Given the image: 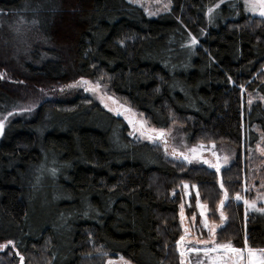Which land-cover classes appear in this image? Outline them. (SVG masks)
I'll use <instances>...</instances> for the list:
<instances>
[{
    "label": "trees",
    "instance_id": "1",
    "mask_svg": "<svg viewBox=\"0 0 264 264\" xmlns=\"http://www.w3.org/2000/svg\"><path fill=\"white\" fill-rule=\"evenodd\" d=\"M218 1L172 0L170 11L156 18L127 0L78 1L73 73L61 54L67 47L45 48L44 57L37 48L21 66L36 86L103 80L157 128L177 118L193 142L229 138L250 148L259 138L254 127L264 139V105L241 107L240 92L264 98V19L245 14L235 0L221 4L207 26L206 12ZM64 2L0 0V13L21 14L42 39L56 43ZM2 73L0 114L17 106V92L37 96L25 79ZM77 96L44 100L4 128L0 243L15 246L0 264H19L21 256L27 264H103L101 256L86 257L99 250L133 264H180V197L170 192L179 181L195 182L214 209L215 173L168 160L159 147L131 139L121 117ZM241 174L238 159L222 171V181L236 191ZM226 211L218 241L264 248V215L244 216L236 202Z\"/></svg>",
    "mask_w": 264,
    "mask_h": 264
},
{
    "label": "rangeland",
    "instance_id": "2",
    "mask_svg": "<svg viewBox=\"0 0 264 264\" xmlns=\"http://www.w3.org/2000/svg\"><path fill=\"white\" fill-rule=\"evenodd\" d=\"M81 1L84 3L86 0H65L63 4L62 20L58 22L55 29V34L57 35L56 43L49 42L40 37L34 28L30 24H26L21 14L14 13L15 15H4L0 13V74L1 71L6 73L3 74V77H8V80L14 81L16 78L25 79L26 88L30 89L33 93H37V96L33 97L31 94L25 90L24 92H17L20 97L19 103L11 111L0 114V122L3 123V128L15 117L19 116H28L42 101L48 99H64L72 98L75 96H80V99L83 102H88L90 100L98 102L104 109L110 111L116 116L121 117L128 126L129 136L134 141H146L152 145L159 147L162 154L168 160L173 161L178 165H186L193 169L197 167H205L210 171L215 173L216 185H217V202L215 203L214 209L210 207L209 199L204 200L199 187L195 182L190 181H179L177 186L173 188L170 192V197L178 195L180 197V203L178 204V223L181 230L180 236L177 241H179L182 235H185V229H188L189 239H207L208 232L207 229L203 228L202 221L204 217L200 215V209L196 205L197 193H199L200 202L206 205V216L210 224L218 225V230L223 227L229 217L226 211L227 205L233 203H241L243 205L244 216L248 215H264V212H258L253 208L248 207L244 204V200L249 202H255L256 208H264V139L260 135V130L258 127H254V131L259 135L258 140L252 147H247L243 143L236 145L233 141H230L228 138H221L216 142H203V141H191L188 137V130L186 129L185 124H182L181 121L177 118L172 119V123L165 128L167 135L165 140L167 145L160 140L156 139L155 141L148 139L146 136H142L138 129L140 128V122H146V128H155L161 129L153 126L144 113L138 111L136 108L132 107L131 104L124 98L116 96L113 94L108 86V84L103 80H92L88 78H73L65 83L49 85L41 84L36 86L32 83L31 78L23 71L21 62L23 60L31 62V54L38 48L40 50V55L44 57L46 54L44 52L45 48H49L54 51H60L59 47H67L66 50L61 52L62 56L65 57L64 64L68 67L70 74H72L71 63L73 60L71 43L73 40L72 37L75 36L76 32L75 27L76 23L74 21V15L72 9L76 6V2ZM130 2V0H127ZM227 1L235 0H219L213 6H211L206 12V21L207 26L213 25V20L215 19V13L217 8ZM242 3L245 14L251 17H261L258 12L253 13L251 11L245 10L244 0H237ZM132 4L141 8L144 13L149 18H156L159 15L169 12L172 5V0H131ZM212 10L211 12L209 10ZM4 34H3V33ZM30 56V57H29ZM71 61V63H70ZM6 70H5V69ZM13 76V77H12ZM72 76V75H69ZM30 78V79H29ZM81 81H89L90 84L85 85L79 83ZM21 83V81L19 82ZM99 84L100 87L95 92L86 91V88H89L93 85ZM24 84V83H23ZM70 85H77L76 87H69ZM40 87V88H39ZM7 89V88H6ZM8 90V89H7ZM10 90V88H9ZM12 91V89L10 90ZM77 96V97H78ZM111 97V99H109ZM88 98V99H86ZM264 105V98L259 97L251 93L245 94L243 88L240 92V102L242 104L246 102L247 105H250L252 102L258 101ZM251 101V103H249ZM107 105V107L105 106ZM31 109L30 111L26 109ZM111 109V110H110ZM125 109H130V111H125ZM117 111L121 114L117 115ZM12 113V115H9ZM126 117L133 120V124L129 123V120ZM259 130V131H258ZM204 145L203 149H200V155L202 159H207L212 163L217 162V157H219V163L222 165L220 173H216L215 169L209 168L207 164L202 163V160L193 159L192 163H188L183 160V157L179 153H184L185 155L192 156V153L189 152L191 148H198L200 145ZM215 145V147H213ZM165 147H167V153L165 152ZM175 149L176 155H173V150ZM215 152L216 156H213L212 153ZM228 157L227 163L224 161V157ZM239 159V163L242 165V181L241 185L235 191V187L225 186V189L228 192L229 199L225 202V207L223 208L224 215L226 220H220V210L218 205L220 200L223 198V191L220 189V182L222 181L221 173L223 170L228 169L230 166L234 165L235 162ZM223 182V181H222ZM187 184L188 187L185 188L184 185ZM224 184V183H223ZM240 194L242 199L240 201L235 200L236 194ZM206 196L210 193H206ZM184 205V219L182 222L181 219V205ZM195 215V221L192 217ZM217 235V233H216ZM217 239V237H216ZM176 241V247L178 250V245ZM218 241V240H217ZM225 243L226 241H218ZM7 242H2L0 245ZM245 248L242 247V249ZM255 250H264V248H253ZM42 254H45V250L41 249ZM13 246L9 245L7 248L0 250V259L3 256L11 255L13 252ZM180 255V252L178 250ZM101 256L100 261L103 264H108L109 260H112L114 264H123L120 260V254L108 253L104 250H99L98 252H93L86 256L90 258L91 256ZM36 257L40 256V252L35 255ZM180 264H181V256ZM42 260V258H41ZM44 260V258H43ZM123 260L128 262V264H133L129 260L123 257ZM186 260L189 264H196L197 256L195 254H187ZM19 264L21 260L19 257ZM23 264H27L26 260L23 259ZM29 264V263H28ZM207 264V262H205Z\"/></svg>",
    "mask_w": 264,
    "mask_h": 264
},
{
    "label": "snow or ice",
    "instance_id": "3",
    "mask_svg": "<svg viewBox=\"0 0 264 264\" xmlns=\"http://www.w3.org/2000/svg\"><path fill=\"white\" fill-rule=\"evenodd\" d=\"M131 2V0H130ZM245 10L251 11L253 13H257L264 17V0H244ZM212 11L211 9L209 10ZM35 23V21H34ZM195 38H193V43H195ZM79 83H83L85 85L90 84L89 81H81ZM77 85H70L69 87H76ZM100 85L97 83L89 88H86V91L95 92L98 90ZM111 99V97H109ZM251 103V101H249ZM107 107V105H105ZM30 111L31 109H26ZM111 110V109H110ZM125 111H130V109H125ZM121 113L117 111V115ZM12 115V113H9ZM129 120L130 124H133V120L126 117ZM145 123L140 122V131L142 136H146L148 139L155 141L156 139L162 140L165 145H167V141L164 139L167 133L164 129H155V128H146ZM3 131V123L0 122V132ZM204 145H200L198 148H191L189 152L192 153V156L185 155L184 153H179L180 156L183 157V160L188 163H192L193 159L202 160V163L207 164L209 168L215 169V172L218 174L221 171L222 165L219 163V157H217V162L212 163L207 159H202L200 155V149H203ZM215 147V145H213ZM165 152L167 153V147H165ZM173 155H176L175 149L173 150ZM213 156H216V153H212ZM225 163L228 161V157H224ZM55 172V170H53ZM185 188L188 187L187 184L184 185ZM220 189L223 191V198L220 200L218 209L220 210V220H226V216L224 215L223 208L225 207V202L229 199V195L227 190L224 187L223 182H220ZM242 197L240 194H236L235 200L240 201ZM244 204L250 208L258 212H264V208H256L255 202H249L248 200H244ZM196 205L200 209V215L204 217L202 221L203 228L207 229L208 238L207 239H189L187 238L189 235L188 229H185V235H182L177 241L178 250L181 256V264H189L186 260L187 254H195L197 256L196 264H264V250H255L247 245V241H245V248H236L232 245L231 242L221 243L216 239V233L218 225L210 224L208 218L206 216V205L202 204L199 199V193H197ZM181 219L183 222L184 219V205H181ZM193 221H195V215L192 217ZM9 245L13 247L14 242L8 241L5 244L0 245V250L7 248ZM18 254V253H17ZM23 257H20L21 264H23ZM120 260L123 264H128V262L123 260V257H120ZM108 264H114L112 260L108 261Z\"/></svg>",
    "mask_w": 264,
    "mask_h": 264
},
{
    "label": "water",
    "instance_id": "4",
    "mask_svg": "<svg viewBox=\"0 0 264 264\" xmlns=\"http://www.w3.org/2000/svg\"><path fill=\"white\" fill-rule=\"evenodd\" d=\"M3 132H4V128H3V131L2 132H0V138L2 137V135H3Z\"/></svg>",
    "mask_w": 264,
    "mask_h": 264
}]
</instances>
